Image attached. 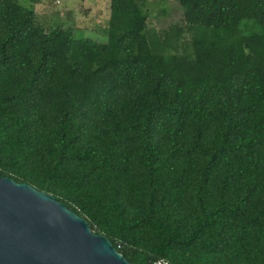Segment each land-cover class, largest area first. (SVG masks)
Listing matches in <instances>:
<instances>
[{
    "label": "trees",
    "instance_id": "obj_1",
    "mask_svg": "<svg viewBox=\"0 0 264 264\" xmlns=\"http://www.w3.org/2000/svg\"><path fill=\"white\" fill-rule=\"evenodd\" d=\"M177 1L111 0L98 42L0 0V174L132 264H264V0Z\"/></svg>",
    "mask_w": 264,
    "mask_h": 264
},
{
    "label": "water",
    "instance_id": "obj_2",
    "mask_svg": "<svg viewBox=\"0 0 264 264\" xmlns=\"http://www.w3.org/2000/svg\"><path fill=\"white\" fill-rule=\"evenodd\" d=\"M0 264H132L49 193L0 174Z\"/></svg>",
    "mask_w": 264,
    "mask_h": 264
},
{
    "label": "rangeland",
    "instance_id": "obj_3",
    "mask_svg": "<svg viewBox=\"0 0 264 264\" xmlns=\"http://www.w3.org/2000/svg\"><path fill=\"white\" fill-rule=\"evenodd\" d=\"M146 1L148 11L151 12V28L160 30L181 21L183 13L177 0ZM20 2L27 7L34 6L47 28L64 26L71 28L75 38L88 37L98 42L108 40L111 0H40L35 5L29 0Z\"/></svg>",
    "mask_w": 264,
    "mask_h": 264
},
{
    "label": "built area",
    "instance_id": "obj_4",
    "mask_svg": "<svg viewBox=\"0 0 264 264\" xmlns=\"http://www.w3.org/2000/svg\"><path fill=\"white\" fill-rule=\"evenodd\" d=\"M156 264H172V263L169 262L168 260H159L156 262Z\"/></svg>",
    "mask_w": 264,
    "mask_h": 264
}]
</instances>
